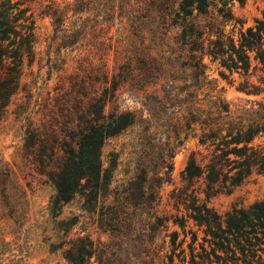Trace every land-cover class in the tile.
I'll use <instances>...</instances> for the list:
<instances>
[{"label": "trees", "instance_id": "1", "mask_svg": "<svg viewBox=\"0 0 264 264\" xmlns=\"http://www.w3.org/2000/svg\"><path fill=\"white\" fill-rule=\"evenodd\" d=\"M29 1L0 0V70H5V77L0 80V116L18 87L24 55H33L34 21L25 16L28 10L23 7ZM230 1L75 0L63 10L48 8L54 20V35L62 33L70 40L86 32L85 24L96 18L97 12L120 24L125 20L133 29L141 27L147 31L161 58L169 62L168 65L172 60L175 63L170 74L166 73L168 66L165 69L163 66L157 80L151 82L152 87H157L162 76H169L160 89L151 92V97L159 105L163 100H178L182 126L187 131L197 127L198 144L202 147V151L190 153L181 173L182 186L171 195L174 205L183 206L187 213L173 224L185 234V218L191 220L203 234L201 244L196 243L198 235L193 233L186 254L185 237L178 241L179 234L171 232L167 247L168 219L153 211L158 198L154 188L170 180V161L174 154L170 148L169 153L160 158L159 169L166 170L162 175L156 172L147 188L145 244L129 248L122 241L123 220L107 218L110 222L106 219L102 229L111 234L112 240L102 244L94 243L88 235L76 237L62 255L67 264H264V201L247 208L234 206L224 214L210 206L211 199L230 194L254 175H264V149L253 144L264 135V103L258 104V110L232 113L221 91L209 79L204 62L208 58L230 75L243 76L249 74L255 62V69L259 67L264 73V14L263 19L256 20L251 27L243 30L241 25L235 38L233 31H225L228 23L236 21L228 7ZM216 2L220 6L216 7ZM69 12H72L70 21L76 19L77 22H70L71 28L66 29L64 22ZM146 22L150 27L145 30L142 26ZM144 35L141 37L145 38ZM133 76L132 69L127 67L110 87L106 77L103 87L91 94L71 87L69 92H64L71 93L68 101L73 99L72 106L68 102L61 103L60 111L54 113V117L44 118L41 127L27 126L24 146L32 156L31 164L56 188L57 202L66 204L80 197L88 204L101 192L106 173L101 160L105 141L135 126L131 112L118 110L106 114V105L126 87L137 97H140L139 92L148 93L147 88L132 83ZM239 90L248 95L263 92L259 86L248 82ZM70 109H78L76 120L64 114ZM59 116L67 121L60 122ZM169 142L170 138L168 147ZM71 221L62 224L66 233L74 225ZM157 240H161V244H157Z\"/></svg>", "mask_w": 264, "mask_h": 264}, {"label": "rangeland", "instance_id": "2", "mask_svg": "<svg viewBox=\"0 0 264 264\" xmlns=\"http://www.w3.org/2000/svg\"><path fill=\"white\" fill-rule=\"evenodd\" d=\"M74 1L31 0L23 5L28 10L25 16L34 21L35 39L33 55H24L18 87L0 116V264H67L62 255L76 237L88 235L94 243L102 244L112 240L111 234L102 229L107 218L123 220L122 241L129 248L144 245L147 188L156 172L160 171L162 175L166 170L159 169L160 158L169 153L170 148L174 152L170 161V180L163 182L160 188H154L158 191V198L153 211L157 216L168 219L166 246L170 243L169 234L177 232L178 241L185 237L183 248L188 254L187 244L191 243L193 233H197L196 243L199 244L203 234L187 218L185 234L173 224L174 220L184 218L187 213L183 206L174 205L171 195L174 189L182 186L181 173L190 153L202 151L198 144L199 132L197 127L187 131L182 126L178 100H163L164 103L159 105L151 97V92L160 89L169 76H162L157 87H152L151 82L157 80L163 66L164 69L168 66L166 73L170 74L175 63L172 60L168 65L169 62L161 58L147 31L141 27L133 29L125 20L120 24L100 12L85 24L83 35L71 40L64 38L62 33L55 36L54 20L48 14V8L63 10ZM228 7L236 21L228 23L225 31H233L235 38L241 25L244 30L253 26L256 20L263 19L264 0H246L244 4L232 0ZM70 16L72 12L64 22L66 29L71 28L70 22H77L76 19L70 21ZM142 27L146 30L150 24L146 22ZM143 34H146L145 38L141 37ZM204 62L208 66L209 79L221 91L232 113L243 109L258 110V104L264 103V73L259 71V67L255 69V62H252L247 76L230 75L208 58ZM9 63L10 60L6 62L7 65ZM127 67L134 73L132 83L139 88H147L148 93L139 92L140 97H137L126 87L106 105V114L118 110L131 112L135 126L105 141L101 160L106 173L101 192L88 204L80 197L66 204L57 202L56 188L31 164L32 156L24 146L27 126L41 127L44 118L54 117L60 111L61 103L68 102L72 106L73 99L68 101L69 88L76 86L81 93L91 94L103 87L106 77L110 87L116 76ZM4 72L0 70V80L5 77ZM245 82L259 86L263 92L248 95L240 91ZM76 111L78 109H70L64 114L76 120ZM59 121H67V118L60 117ZM253 144L264 149V135ZM166 162L169 163L168 159ZM261 201H264V175H254L230 194L211 199L210 206L224 214L234 206L247 208ZM69 220L74 225L66 233L62 224ZM156 243L161 244V240ZM174 260L179 263V259Z\"/></svg>", "mask_w": 264, "mask_h": 264}]
</instances>
